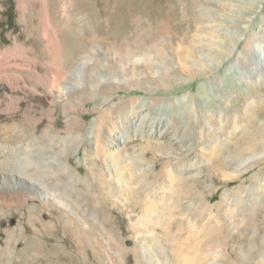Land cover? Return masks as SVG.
<instances>
[{
  "label": "bare ground",
  "instance_id": "6f19581e",
  "mask_svg": "<svg viewBox=\"0 0 264 264\" xmlns=\"http://www.w3.org/2000/svg\"><path fill=\"white\" fill-rule=\"evenodd\" d=\"M28 1L36 17L33 18L31 14L32 28L42 30L44 43L40 46L41 41L37 38L33 40L40 46L37 57H33L32 49L22 44L16 48L15 56L24 61L28 58L30 66L37 65V76L40 75L43 79L45 76L40 70L50 71V78L41 84L25 80L19 82L11 91L14 98L11 97L13 100L10 103H15L13 106L4 107V102L0 101V264H79L75 259L77 257L68 254L66 249L72 245L75 250L84 253L81 239H86V233L92 230L93 224L97 227V236L95 241L91 240L92 247L89 249L92 254L95 253V263H121L120 258L110 256L108 250L104 249L116 244L121 251H127L125 246L115 241L114 236L119 229L116 227L117 231L114 230L112 210L108 208L112 203L111 199L116 196L111 194L110 197H104L100 188L106 181L110 184L119 175L121 178L123 175L126 178L122 179V183L130 184L129 187L122 184L127 189L126 194L134 192L138 197V185H131L134 174L140 175L139 180L144 177L132 164H137L139 160L132 162L125 155L119 157V147L109 144L112 132L109 131L107 137L101 138L99 119L96 118L92 127L95 154L102 157L104 168H90L91 172L94 171L90 180L94 191L86 188L89 186H86V181L81 186L78 183L81 178L79 170L76 168L77 171L74 172L62 158L71 142L82 140L84 132L78 131L72 136V133L64 135L63 131L69 130L70 124H61L57 116H50V109L44 110L45 102L40 101L45 95L39 92L49 89L54 98L67 101L64 106L69 109L74 107L70 99L78 91L88 89L90 96L94 98L100 92L139 83L138 76L141 75L142 68L147 70L156 67L150 61L152 57L149 60L147 48L144 47V32L151 28L164 32L171 28L170 23L174 24L180 18L194 19V3L189 1L181 15L175 14L172 3L164 4L162 0ZM204 13H201L202 16ZM149 34L146 36H150ZM252 37L254 35L238 50L240 57L234 63L244 67L251 66V70L257 72L263 68L261 61L264 45L256 42L257 40L253 41L255 37ZM96 44L113 46L117 52L123 53L113 61L115 67L111 63L112 69L108 62L94 63L90 69H99L92 75V80L80 82L77 79L78 72L84 66L86 57L97 52ZM150 52L149 54H153ZM252 54L256 57L255 62L250 59ZM45 56L50 61H46ZM80 101L77 97L78 104ZM253 101L251 97H247L244 108ZM133 103L132 99L122 101L119 108L125 110ZM53 108L56 109V104ZM263 109L262 105L258 112L250 115L252 119L247 128L237 125L238 117L235 116L233 130L241 132L235 142L229 145L226 144L229 142L226 139L216 142V151L212 157L225 169L229 180L236 179L257 164L258 159L263 156ZM191 113L190 106L189 117ZM88 115L84 113L81 119ZM78 122L76 120L74 124L81 128L82 125ZM157 145L151 146V150H157ZM207 154L210 158V152ZM126 166L129 167L125 168ZM176 166L166 167V184H163L159 200L150 194L137 200L143 213L139 220L131 223V229L129 228L135 238L141 236L143 240L134 246L135 252H138L137 263L264 264V192L259 194V210L254 206L248 207L246 211L220 210L229 206L228 191L223 193L219 202L211 205L210 194H204L202 184L200 186L197 182L196 172L186 171V167L179 170ZM189 166L192 167V164ZM228 166L232 168L231 174H227ZM136 171L140 173L137 174ZM148 184L149 182L144 183L142 189L146 190ZM263 184L264 179L260 181V185ZM139 190L141 191V187ZM107 193L112 192L107 190ZM213 206L217 210H212ZM42 211L48 215L47 220L39 216ZM11 214L18 217L19 224L4 225V220ZM23 224L29 225L30 229L23 228ZM61 229H64V236H60ZM66 232L70 233L71 238H75V243L70 241ZM103 236L105 237L102 238ZM50 239L61 242L62 245L48 242ZM99 241L104 243V247ZM91 253L85 255L84 264H91Z\"/></svg>",
  "mask_w": 264,
  "mask_h": 264
},
{
  "label": "rangeland",
  "instance_id": "374dc122",
  "mask_svg": "<svg viewBox=\"0 0 264 264\" xmlns=\"http://www.w3.org/2000/svg\"><path fill=\"white\" fill-rule=\"evenodd\" d=\"M189 1L194 3L196 18L192 20L180 18L174 24L170 23L171 28L164 32L153 28L144 32V47L147 48L148 58L152 57L149 60L156 67L147 68V70L142 68L141 75L138 76L139 83L113 88L104 93L100 92L94 98L90 96L88 89L83 92L78 91L70 99L75 109L65 107L64 102L67 101L63 102L62 98L61 100L54 98V94L49 89L46 92L43 90L39 92L45 95V98L40 101L45 102L44 110L50 109L49 114H52L50 116L53 118L57 116L61 124H70L69 130L63 131L64 135L72 133V136L78 131L84 132V134L82 132V140L71 142L62 158L74 172L77 171L76 168L79 170L81 178L78 183L81 186L83 181H86V186L89 185L86 188L94 191V188L90 186L94 171L91 172L90 168L92 167L93 170L96 167L104 168L102 157L95 154L92 127L96 118L99 119L98 128L102 134L101 138L107 137L109 131L112 132H110L111 136H108L111 141L109 144L115 148L119 147V157L125 155L127 160L132 162L139 160L137 164H132L136 170L144 174V177L139 180L140 175L134 174L131 185H138V197L134 192L126 194L127 189L124 187H129L130 184L122 183V179L126 178L123 175L122 178L119 175L110 184L106 181L100 188L101 192H104V197H110L111 194L116 196L111 199L112 203L108 208L112 210L114 230L119 229L114 236L115 241L125 246L127 251H121L116 244L106 246L104 249L108 250L110 256L121 259V263L118 262V264H138V252H135L134 246L143 240L141 236L135 238L133 231H129L131 223L139 220L143 213L137 200L149 194L157 200L160 199L163 184H166L165 170L168 166L177 165L179 170L186 168V171L194 170L198 184L200 186L202 184L204 194H210L211 205L219 202L223 193L228 191L229 206L227 209L220 210L246 211L251 206L259 210L261 206L259 194L264 192V184L260 185V181L264 179V152L257 164L233 180L227 179L225 169L214 160L212 155L215 154L218 140L226 139V142L229 141L226 144L229 145L236 141V137H239L241 132H234L232 126L235 116L238 117L237 125L242 127L244 125V128H247L252 119L250 115L258 112L262 105L264 106V56L261 61L263 68L257 72H253L251 66L244 67L234 63V60L240 57L238 50L252 35L255 37H252L253 41L257 40L256 42L264 45V0H162V3H172L175 14L182 15ZM197 3L199 4L196 5ZM201 5H203L202 8ZM195 6L199 7V10ZM200 12H205L203 16L206 17L204 18ZM86 13L89 15L88 12ZM31 14L33 18H36L28 0H0V101L4 102L2 105L4 107L15 104L10 103L14 98L11 91L19 82L25 80L41 84L50 78V71L40 70L45 76L43 79L40 75L37 76V65L30 66L28 58L24 61L15 56L16 48L21 44L33 50V57H37V53L40 54L39 47L41 43H44L43 33L41 29L32 28ZM58 14L62 16L61 13ZM36 38L39 42L41 41L40 46L33 42ZM46 44H48L47 41ZM95 48L97 52L86 57L84 66L82 65L80 73L78 72L77 79L80 82L92 80V75L99 69L95 71L90 69L94 63L108 62L112 69L111 63L115 67L113 61L123 53L117 52L115 47L106 44H96ZM150 51L153 54H149ZM44 59L50 61L48 56ZM250 59L255 62V55L252 54ZM77 97L81 100L79 104ZM247 97H251L254 101L244 108ZM131 99L134 100L133 105L120 110V103ZM54 104H56L55 110ZM190 106L192 113L189 117ZM82 113L89 115L82 120ZM76 120L82 125L81 128L74 124ZM154 145H157V150H151V146ZM209 152L210 158L207 154ZM189 164H192V167ZM125 168L124 171H126ZM226 171L228 174L232 172V168L228 166ZM146 182H149L148 188L143 190L142 186ZM107 190L112 193L108 194ZM212 210L217 209L213 206ZM40 214L43 220L48 219L44 211ZM96 223L99 222L96 220ZM7 224L9 226L19 224L18 217L11 214L4 220V225ZM23 228L30 229L27 224H23ZM123 229H126V232ZM63 230H60V236H64ZM67 234L70 236V241L75 243V238H71L69 232H66ZM96 236L97 227L93 224L92 230L86 233V239H81L85 252L81 253L70 245L66 249L68 254L75 255L77 262L84 264L85 255L88 252L91 253V240L95 241ZM47 241L62 245L55 240ZM99 242L104 247V243ZM18 246L20 247L21 244L19 243ZM90 262L96 264L95 253L90 257ZM103 263L99 262V264Z\"/></svg>",
  "mask_w": 264,
  "mask_h": 264
}]
</instances>
